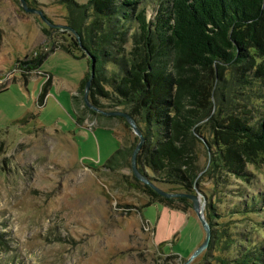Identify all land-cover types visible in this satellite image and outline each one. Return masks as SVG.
<instances>
[{
  "label": "rangeland",
  "instance_id": "374dc122",
  "mask_svg": "<svg viewBox=\"0 0 264 264\" xmlns=\"http://www.w3.org/2000/svg\"><path fill=\"white\" fill-rule=\"evenodd\" d=\"M25 1L51 22L68 25L62 0ZM164 3L140 0L136 10L150 20ZM73 34L25 11L20 0H0V264H185L204 240L202 225L192 206L182 211L148 203L131 158L106 168L120 145L139 137L120 116L85 108L80 86L88 60L59 47ZM205 159L201 152V166ZM247 170V180L227 175L215 195L210 179L196 185L204 211L212 196L223 215L219 225L230 223L235 242L227 258L240 250L264 253V164ZM250 197L258 200L245 216H229L237 201ZM219 254L206 248L187 264H219Z\"/></svg>",
  "mask_w": 264,
  "mask_h": 264
},
{
  "label": "trees",
  "instance_id": "16d2710c",
  "mask_svg": "<svg viewBox=\"0 0 264 264\" xmlns=\"http://www.w3.org/2000/svg\"><path fill=\"white\" fill-rule=\"evenodd\" d=\"M62 1L68 26L79 38L73 34L59 47L85 57L89 67V56L94 58L89 101L134 118L144 137L136 163L151 182L194 193L202 179H210L215 195L227 175L247 180L248 166L264 164V0H166L150 20L144 9L136 10L140 0ZM89 77L90 71L80 86L82 95ZM136 144L120 145L106 168L131 158ZM133 177L148 203L182 211L192 206L186 197H163ZM215 200L211 196L204 211L210 227L207 250L219 251V264H264L262 249L224 255L235 241L228 220L223 226L216 220L223 215ZM257 200L237 201L229 216H245Z\"/></svg>",
  "mask_w": 264,
  "mask_h": 264
},
{
  "label": "water",
  "instance_id": "95a60500",
  "mask_svg": "<svg viewBox=\"0 0 264 264\" xmlns=\"http://www.w3.org/2000/svg\"><path fill=\"white\" fill-rule=\"evenodd\" d=\"M20 3H21L22 8L25 11L38 14L39 17L47 25L54 26V27H60L62 29H69L76 35L77 38H79L77 32L72 27H70L68 25L56 24V23L51 22V20H49V18L47 16H45L42 13L41 10L29 7L25 0H20ZM89 59L91 60L90 77L86 80L85 86H84V91H83L84 103L89 108H91L95 112H98V113H100L102 115H113V116H121V117H123L125 119V121L128 123V125L132 128V130L139 137V141L136 144V146L134 147V149L132 151V154H131V169H132L133 175L138 180H140L141 182H143V183L147 184L148 186H150L156 193L160 194L163 197H167V198L179 197V196L186 197L192 203V209L194 210L199 222L202 225V228H203V230L205 232V237H204V240L202 241V243L196 248V250L194 251L193 255L185 263V264H187L193 258H195L197 255H199L203 250H205L208 247V243H209V239H210V227H209L208 221H207V219L205 217V213H204V201L203 202L201 201L199 195L196 194V192L195 193H186V192H168V191H165L162 188L158 187L153 182H151L146 176H144L141 173V171H139V169L137 167V163H136V156H137V153L139 152V150L141 148V145L143 143L144 137H143L141 131L139 130L134 118L130 114H128L127 112H125L123 110H102V109L97 108L96 106L92 105L89 102V100H88V89L90 87L91 78H92L93 73H94V58L89 56Z\"/></svg>",
  "mask_w": 264,
  "mask_h": 264
}]
</instances>
